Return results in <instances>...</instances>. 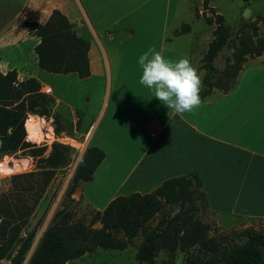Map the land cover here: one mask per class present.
Instances as JSON below:
<instances>
[{
    "label": "crops",
    "instance_id": "0c3cea01",
    "mask_svg": "<svg viewBox=\"0 0 264 264\" xmlns=\"http://www.w3.org/2000/svg\"><path fill=\"white\" fill-rule=\"evenodd\" d=\"M180 3L181 0H25L23 16L27 21L43 24L54 10H59L77 34L88 40L90 76L79 79L76 74L41 70L35 52L40 38L21 21L0 32V72L16 70L19 82L37 79L52 91L58 107L66 98L60 91L54 94L51 82L59 81L60 86L69 81L79 93L89 96L80 110V131L88 135L93 128L90 146L95 141L105 158L93 179L77 189L75 198L93 209L103 211L119 196L153 193L165 180L195 172L212 213L241 220L263 219L264 52L247 60L233 90L213 89L210 95L201 97L199 108L182 116L174 112L169 116L168 107L139 82V58L150 48L173 61L189 59L203 82L202 59L207 50L195 58L194 52L180 53L181 43L173 47L174 41L193 32V26L184 24L189 26L188 32L181 33L182 25L179 33L171 34ZM17 25H21L18 30ZM174 35L177 38L170 40ZM213 39L211 36L207 40V49ZM168 41L172 44L169 49ZM89 119L94 123L88 126ZM128 152L136 154L132 160ZM100 166L107 167L103 189L93 194V199L86 192ZM120 168L125 171L114 183ZM99 202L102 205H97Z\"/></svg>",
    "mask_w": 264,
    "mask_h": 264
},
{
    "label": "trees",
    "instance_id": "16d2710c",
    "mask_svg": "<svg viewBox=\"0 0 264 264\" xmlns=\"http://www.w3.org/2000/svg\"><path fill=\"white\" fill-rule=\"evenodd\" d=\"M207 22L215 24L216 29L202 59L205 75L201 97L210 95L218 81L225 78L228 82L225 92L233 90L247 58L259 57L264 52V37L254 40L252 35L243 33L234 48L233 62L221 72L216 59L227 47L231 32L220 14L214 20L208 18ZM24 27L40 38L35 52L41 70L51 74H76L79 79L90 76V44L77 34L61 11L54 10L43 24L25 22ZM249 28L256 31L253 25ZM189 29L184 25L181 33ZM41 88L35 78L19 82L16 70L6 74L0 72V160L23 152L37 158L39 168L12 176V190L0 195V264L4 260H10L9 264H23L33 234L23 238L22 232L56 171L67 167L71 161L73 149L68 146L54 143L48 157H43L46 149L29 143L31 122L28 119L25 123L28 114L49 118L55 103L51 96L41 92ZM53 119L61 128L59 118L54 116ZM104 158L105 153L97 147L87 150L67 197H71L80 182L93 179ZM175 206L177 212L164 216L154 228L145 231L154 218L166 208ZM205 208L208 209V200L202 181L197 173L190 172L165 180L153 193H132L115 198L91 219V224L99 222L102 225L100 229L75 221L71 210L62 209L54 215L27 264H67L98 249L123 251L142 232L144 240L136 254L140 263H153L161 251L175 253L198 246L220 255L217 259L191 264H264V228L248 227L240 233L241 243L237 244L232 238L233 244L224 247L222 240L209 236L210 227L201 218Z\"/></svg>",
    "mask_w": 264,
    "mask_h": 264
},
{
    "label": "rangeland",
    "instance_id": "374dc122",
    "mask_svg": "<svg viewBox=\"0 0 264 264\" xmlns=\"http://www.w3.org/2000/svg\"><path fill=\"white\" fill-rule=\"evenodd\" d=\"M24 2L25 0H0V32L18 21H21L22 26H24L25 22H29L27 19H24L23 16ZM246 9H249L250 13L247 17H244L243 13ZM218 14L224 17L225 24L229 27L231 32V38L227 47L218 55L216 59L217 68L223 72L227 66L233 62L234 48L243 33L252 35L254 40L264 37V0H181L180 8L171 29V34L179 33V28L184 24L193 26V32L188 34L186 37H181L182 39L174 41L173 47H176L177 43H181L178 45L181 54L185 55L186 52H194L193 55H201L207 50V40L211 36H214L216 29V25H210L207 22V19L212 18L214 20ZM22 19L24 20L23 23ZM21 25H17L16 30H18ZM249 25L255 26L256 31L253 32L252 28L248 29ZM175 36L176 35L171 36L170 40H173L174 38L176 39L177 37ZM170 45H172L171 41H168L166 48L169 49ZM28 50L29 49L26 48L25 52H28ZM195 58L193 59L194 61ZM249 58L250 57H248L247 60ZM58 82L59 81L51 82L53 88L56 89L54 94L57 95L59 91L62 92L66 101H63V104L58 107V103L53 96L52 91H49L47 86L41 85V92L51 96L55 101L51 117L46 118L33 114H28L27 116V118L29 116L43 118L45 121L50 123L53 127V137H46L45 141L42 142H34L32 141L33 139L29 142V139L27 140V134L26 140L36 148H45L46 151L43 157H48L52 151V145L54 143L68 146L73 149V152L71 153V161L69 165L56 171L55 178L52 180L46 192L38 202L34 214L30 217L27 226L22 232L23 238H27L33 234L31 247L25 255L23 264L28 263L44 232L50 226L54 215L62 209L71 210L75 221H82L92 229H100L102 227L99 222L91 224V219L97 210L93 209L82 199H78L77 197L75 198L77 189L86 182H80L76 185L74 193L71 197H67V191L73 185L74 177L76 176L79 165L82 162L87 150L91 147V136L88 137L87 131H80L82 126L80 110L85 106V104H87L89 96L79 93L76 86H74V84H70L69 81L60 86ZM227 83L226 78L221 79L218 81V85L216 87H222L224 90L221 91L225 92L227 89L225 88ZM68 102L74 103L76 107L69 106ZM91 106H94V101H92ZM54 116L59 118L61 128L54 123ZM29 120L32 126L31 118H29ZM92 123H94V121L90 120L88 126ZM92 146H96L95 141L92 142ZM127 155L130 156L132 160L133 155L136 154L134 152H128ZM9 157L18 161L27 160L28 164L25 168L11 174L6 169ZM130 163L131 161L127 164ZM38 169V159L23 152H19L14 156H8L0 160V195L9 193L12 190V176L35 172ZM106 170L107 167L105 166L99 167L94 183H91L88 186L86 192L88 196L91 197L93 194H100L103 189L102 179L105 176ZM124 171L125 170L123 168L119 169V173L115 175L114 183L118 180L119 175H121ZM97 205L102 204L99 202ZM177 210V206L166 208L164 213L158 215L150 222L145 231H148L150 228H154L164 216H171L177 212ZM201 218L210 227L209 236L215 240H222L224 247L233 244L231 241L232 238H235V242L237 244L241 243L243 238L240 237V233L248 227H252L256 230H262L264 228V218L241 220L230 217H218L207 208H205L204 214L201 215ZM143 240L144 233L142 232L136 239L131 241L128 248L123 251L98 249L93 253H88L80 259L71 261L67 264H191V262H206L217 259L220 255L206 252L196 246L186 251L178 250L175 253L161 251L153 263H140L136 259V254ZM9 263L10 260H4L1 264Z\"/></svg>",
    "mask_w": 264,
    "mask_h": 264
},
{
    "label": "clouds",
    "instance_id": "9594fccd",
    "mask_svg": "<svg viewBox=\"0 0 264 264\" xmlns=\"http://www.w3.org/2000/svg\"><path fill=\"white\" fill-rule=\"evenodd\" d=\"M142 68L140 84L153 91L154 97L172 112L183 115L199 108L203 82L190 60L167 59L155 48H150L139 58Z\"/></svg>",
    "mask_w": 264,
    "mask_h": 264
},
{
    "label": "bare ground",
    "instance_id": "6f19581e",
    "mask_svg": "<svg viewBox=\"0 0 264 264\" xmlns=\"http://www.w3.org/2000/svg\"><path fill=\"white\" fill-rule=\"evenodd\" d=\"M32 126L29 131V136L33 139L34 142H42L45 141L46 137H53V127L50 123L45 121L43 118H35L31 117ZM28 164L27 160L18 161L14 158H8L7 161V171L9 173H15L23 168H25Z\"/></svg>",
    "mask_w": 264,
    "mask_h": 264
},
{
    "label": "water",
    "instance_id": "95a60500",
    "mask_svg": "<svg viewBox=\"0 0 264 264\" xmlns=\"http://www.w3.org/2000/svg\"><path fill=\"white\" fill-rule=\"evenodd\" d=\"M249 13H250V10H249V9H246V10L244 11V13H243V16H244V17H247Z\"/></svg>",
    "mask_w": 264,
    "mask_h": 264
},
{
    "label": "built area",
    "instance_id": "2783aa9c",
    "mask_svg": "<svg viewBox=\"0 0 264 264\" xmlns=\"http://www.w3.org/2000/svg\"><path fill=\"white\" fill-rule=\"evenodd\" d=\"M29 118H31V116H29V117L25 120V123H26V121H27ZM92 129H93V128L91 127V129H90V131H89V133H88V137L90 136Z\"/></svg>",
    "mask_w": 264,
    "mask_h": 264
}]
</instances>
